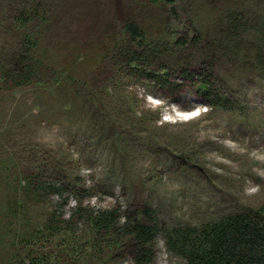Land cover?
Wrapping results in <instances>:
<instances>
[{"label":"rangeland","instance_id":"rangeland-1","mask_svg":"<svg viewBox=\"0 0 264 264\" xmlns=\"http://www.w3.org/2000/svg\"><path fill=\"white\" fill-rule=\"evenodd\" d=\"M188 4V11L171 14L166 24L170 5L145 0H0V60L13 61L10 55L19 47L12 18L37 9L44 17V61L66 67L73 77L53 83L52 92L33 85L0 92V202L10 167L11 175L60 169L80 179L87 189L81 199L127 211L152 209L168 228L200 226L264 205L263 74L223 66L220 77L241 83V97L236 106L210 109L193 96L190 83L175 102L167 89L133 75L113 53L102 64L116 72L97 71L101 47L119 32L121 12L169 42L176 25L190 23V35L220 28V8L264 19V0ZM9 251V241L0 243V264ZM121 264H129L128 258ZM153 264L187 263L158 235Z\"/></svg>","mask_w":264,"mask_h":264},{"label":"trees","instance_id":"trees-1","mask_svg":"<svg viewBox=\"0 0 264 264\" xmlns=\"http://www.w3.org/2000/svg\"><path fill=\"white\" fill-rule=\"evenodd\" d=\"M145 1L162 7L169 4L168 24L171 14L177 18L179 11L189 10L188 1L198 6L202 0ZM219 11L223 13L220 28L215 25L190 35L187 26L191 24L186 21V26L173 27L176 38L170 37V42L158 32L148 34L140 21L119 12V32L110 34L109 44L101 47L97 71L116 72L102 64L113 53L133 75L147 76L152 84L167 89L175 102L186 96L190 83L193 96L201 97L210 109L236 106L242 84L226 83L219 72L223 66L237 65L243 74L258 71L264 75V19L255 20L243 10ZM2 16L0 12V25ZM12 19L20 35L19 47L10 55L13 61L0 60V92L29 85L52 92L53 83L73 81L69 69L44 61L40 11L23 9ZM45 79L52 83L48 85ZM6 170L0 243L9 241L10 251L2 264H121L126 258L129 264H153L158 235H164L169 250L187 264H264V205L225 214L200 226L168 228L152 209L127 211L119 204L81 199L87 189L81 187L79 178L60 169L17 170L14 175L10 167Z\"/></svg>","mask_w":264,"mask_h":264},{"label":"bare ground","instance_id":"bare-ground-1","mask_svg":"<svg viewBox=\"0 0 264 264\" xmlns=\"http://www.w3.org/2000/svg\"><path fill=\"white\" fill-rule=\"evenodd\" d=\"M174 119V118H173Z\"/></svg>","mask_w":264,"mask_h":264}]
</instances>
